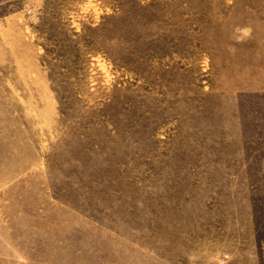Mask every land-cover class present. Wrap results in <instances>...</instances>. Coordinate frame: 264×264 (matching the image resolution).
Segmentation results:
<instances>
[{"label": "rangeland", "instance_id": "rangeland-1", "mask_svg": "<svg viewBox=\"0 0 264 264\" xmlns=\"http://www.w3.org/2000/svg\"><path fill=\"white\" fill-rule=\"evenodd\" d=\"M0 264H264V0H0Z\"/></svg>", "mask_w": 264, "mask_h": 264}, {"label": "clouds", "instance_id": "clouds-1", "mask_svg": "<svg viewBox=\"0 0 264 264\" xmlns=\"http://www.w3.org/2000/svg\"><path fill=\"white\" fill-rule=\"evenodd\" d=\"M236 31L241 34L240 36L237 37L238 42H241L243 38L250 37V35H251V28L250 27L238 28Z\"/></svg>", "mask_w": 264, "mask_h": 264}]
</instances>
